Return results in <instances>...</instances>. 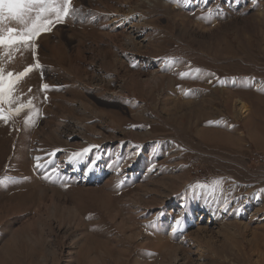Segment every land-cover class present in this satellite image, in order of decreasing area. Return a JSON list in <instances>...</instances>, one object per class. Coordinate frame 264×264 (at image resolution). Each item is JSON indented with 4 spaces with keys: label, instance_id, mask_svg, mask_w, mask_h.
Wrapping results in <instances>:
<instances>
[{
    "label": "rangeland",
    "instance_id": "rangeland-1",
    "mask_svg": "<svg viewBox=\"0 0 264 264\" xmlns=\"http://www.w3.org/2000/svg\"><path fill=\"white\" fill-rule=\"evenodd\" d=\"M72 4L0 50L42 66L0 121V264H264V0Z\"/></svg>",
    "mask_w": 264,
    "mask_h": 264
},
{
    "label": "snow or ice",
    "instance_id": "snow-or-ice-1",
    "mask_svg": "<svg viewBox=\"0 0 264 264\" xmlns=\"http://www.w3.org/2000/svg\"><path fill=\"white\" fill-rule=\"evenodd\" d=\"M74 11L79 10L73 8L72 0H0V50H2V55L10 60L14 53L21 49L35 50L37 38L43 32H50L55 24L63 23ZM9 21H15L20 27L8 26ZM41 67L38 60L18 73L6 72L4 67H0V121L7 123L13 116H19L27 110L26 122L30 123L33 115L39 114L32 98L24 102L20 96L16 95V85L34 69ZM180 75L184 77L186 73H180ZM49 87L46 83L42 85L44 90ZM90 150V148H85L74 152L69 159H82ZM51 155L54 156L55 152ZM40 160V157L35 158V167L44 166ZM92 163L95 164V160ZM197 187H203V185H197ZM227 203L225 201L226 205ZM181 225L182 218L176 219L172 231L175 232Z\"/></svg>",
    "mask_w": 264,
    "mask_h": 264
},
{
    "label": "bare ground",
    "instance_id": "bare-ground-1",
    "mask_svg": "<svg viewBox=\"0 0 264 264\" xmlns=\"http://www.w3.org/2000/svg\"><path fill=\"white\" fill-rule=\"evenodd\" d=\"M155 84H156V83H155ZM245 108L247 109V106H246L245 104L242 103V104L240 105V109L243 111V109L245 110ZM79 125H80V128H81V129L85 128V125H84V124H81V123H80Z\"/></svg>",
    "mask_w": 264,
    "mask_h": 264
}]
</instances>
